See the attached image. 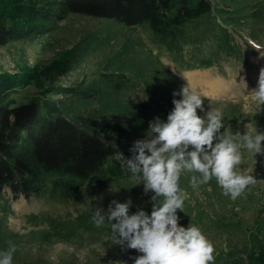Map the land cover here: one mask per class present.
<instances>
[{"label": "rangeland", "instance_id": "1", "mask_svg": "<svg viewBox=\"0 0 264 264\" xmlns=\"http://www.w3.org/2000/svg\"><path fill=\"white\" fill-rule=\"evenodd\" d=\"M212 1L211 13L162 33L153 32L146 22L126 27L107 19L69 16L49 36L0 47V75L34 78L50 91L75 89L103 73L100 98L87 103L56 99L80 115L117 124L120 132L100 137L126 159V150L147 138L150 121L167 120L173 99L182 98L173 93L186 86L204 99L199 116L221 109L225 126L233 133L243 134L250 122L264 132V110L252 93L264 69V13L254 14L264 9V0L251 2L248 23L241 31L222 24L215 3L223 0ZM71 58L80 63L68 65ZM193 71L206 72L205 85L212 84L220 93L207 94L185 81L183 77ZM240 167L257 183L236 200L223 195L215 179L201 186L199 194L190 186L191 174H183L179 181L189 195L184 212L177 213L180 225L199 227L213 242L214 264H264V154L253 157L245 152ZM129 176L126 172L106 184L88 182L82 186L91 188L70 198L14 200L5 189L0 195V252L12 241L18 249L13 264H134L132 258L140 254L116 245L110 225L96 227L93 222L95 211L102 209L106 215L112 201L131 200L130 213L141 209L151 213L153 194L145 195L143 185H135ZM55 179L48 176L46 184Z\"/></svg>", "mask_w": 264, "mask_h": 264}, {"label": "trees", "instance_id": "2", "mask_svg": "<svg viewBox=\"0 0 264 264\" xmlns=\"http://www.w3.org/2000/svg\"><path fill=\"white\" fill-rule=\"evenodd\" d=\"M253 1L223 0L220 5L215 3V15L222 17L225 27L244 30ZM213 7L212 0H0V47L49 36L74 15L112 20L126 27L146 22L153 32L162 33L211 13ZM260 8L255 16L263 15ZM78 58L69 59L68 65H78ZM104 78L100 73L75 89L48 91L34 78L0 75V195L7 189L14 200L70 198L91 188L82 186L88 182L106 184L126 173L114 159L117 153L100 137L101 133L120 132V127L103 118L80 115L56 99L94 101L102 94ZM116 89H120L118 84ZM126 156L131 158L130 149ZM50 175L56 179L47 185Z\"/></svg>", "mask_w": 264, "mask_h": 264}, {"label": "clouds", "instance_id": "3", "mask_svg": "<svg viewBox=\"0 0 264 264\" xmlns=\"http://www.w3.org/2000/svg\"><path fill=\"white\" fill-rule=\"evenodd\" d=\"M261 110H264V69L257 88L252 92ZM174 108L167 120L159 117L149 122L147 138L135 141L131 158L122 153L117 157L122 169L130 173L135 185H143L144 193H152V210L130 213L132 201H112L108 213L97 209L93 215L96 227L106 223L111 238L122 250H135L140 255L132 258L134 264H214L215 246L193 225H180L179 212H184L189 200L180 187L183 174H191L190 186L199 194L201 186L215 179L222 194L232 200L242 197L257 183L253 175L245 174V152L253 157L264 154V132L253 123L245 131L233 133L226 128L221 109L208 111L205 117L200 93L183 87L174 92ZM209 190H211L209 188ZM114 205V207H113ZM7 250L0 252V264H13L17 246L8 242Z\"/></svg>", "mask_w": 264, "mask_h": 264}, {"label": "bare ground", "instance_id": "4", "mask_svg": "<svg viewBox=\"0 0 264 264\" xmlns=\"http://www.w3.org/2000/svg\"><path fill=\"white\" fill-rule=\"evenodd\" d=\"M207 76L208 74L206 72L193 71V72L187 73V75H185L183 78L185 81L190 83L192 86H194L198 90H201L207 94L220 93V91H217L216 88L212 84H210L209 86L205 85V83H207Z\"/></svg>", "mask_w": 264, "mask_h": 264}]
</instances>
